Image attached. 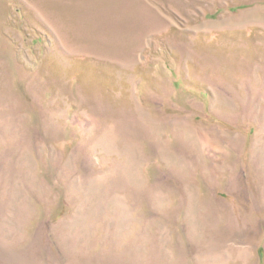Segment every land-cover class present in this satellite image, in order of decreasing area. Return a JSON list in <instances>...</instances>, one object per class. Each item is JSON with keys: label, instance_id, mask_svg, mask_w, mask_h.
I'll return each instance as SVG.
<instances>
[{"label": "rangeland", "instance_id": "rangeland-1", "mask_svg": "<svg viewBox=\"0 0 264 264\" xmlns=\"http://www.w3.org/2000/svg\"><path fill=\"white\" fill-rule=\"evenodd\" d=\"M0 264H264V0H0Z\"/></svg>", "mask_w": 264, "mask_h": 264}]
</instances>
